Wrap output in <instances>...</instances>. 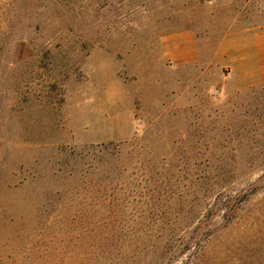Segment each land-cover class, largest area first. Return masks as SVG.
I'll return each instance as SVG.
<instances>
[{
  "label": "rangeland",
  "instance_id": "1",
  "mask_svg": "<svg viewBox=\"0 0 264 264\" xmlns=\"http://www.w3.org/2000/svg\"><path fill=\"white\" fill-rule=\"evenodd\" d=\"M0 264H264V0H0Z\"/></svg>",
  "mask_w": 264,
  "mask_h": 264
},
{
  "label": "trees",
  "instance_id": "2",
  "mask_svg": "<svg viewBox=\"0 0 264 264\" xmlns=\"http://www.w3.org/2000/svg\"><path fill=\"white\" fill-rule=\"evenodd\" d=\"M108 150H110V147L107 146V145H100V146H98V147L96 148V151H97L98 153H101V152H107ZM231 199H233V198H231V197H227L226 205L224 206L225 209H227V210L229 209V206H227V205H228V203L231 201Z\"/></svg>",
  "mask_w": 264,
  "mask_h": 264
}]
</instances>
